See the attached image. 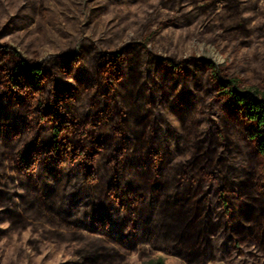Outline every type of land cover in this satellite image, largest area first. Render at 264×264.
I'll list each match as a JSON object with an SVG mask.
<instances>
[{
  "label": "trees",
  "instance_id": "trees-1",
  "mask_svg": "<svg viewBox=\"0 0 264 264\" xmlns=\"http://www.w3.org/2000/svg\"><path fill=\"white\" fill-rule=\"evenodd\" d=\"M229 4V18L241 14L238 0H228ZM240 28L243 27L235 22L226 31ZM138 48L143 50L146 46L140 43ZM122 56L123 52L104 55L96 74L81 79L79 83L93 92V100L98 103L101 99L103 103H94L93 108L74 114L53 85L52 69L29 65L18 51L0 46V205L16 225L22 222L21 226H43L42 220L48 219L53 234H67L61 229L65 225L76 229L75 235L82 231L95 235L102 246L82 249L78 264H120L124 254L113 245L131 249L148 237L175 241L179 249L186 244L188 250H195L202 236L208 245L220 232L218 218L201 193L207 184L201 173L208 171L198 166L206 156L204 149L198 148L204 153L195 154L184 171L165 179L164 166L156 161L161 151L153 146L157 142L164 145L165 139L151 127L148 103L161 99L160 89L168 96L173 95L176 85L182 86L180 97L186 106L176 108L174 113L185 123L191 112L188 108L192 107L187 100H192L194 94L193 87L179 76L191 77L192 69L171 59L159 61V67L174 75L173 85L167 80L159 85L160 81L154 79L152 98L142 89L133 91L135 81L143 77L132 74V68L120 62ZM61 60L67 69L76 64L75 57ZM189 62L203 69L210 88L216 92L214 99L221 100L242 119L244 137L254 146L264 174V80L260 88H255L241 77H228L220 65L208 58L185 63ZM125 96L135 103L113 106L108 102L117 98L121 103ZM168 106L172 108L169 102ZM210 117L214 119L213 113H209ZM217 129L213 137L216 139H198L200 144L207 143L206 152L213 157L220 153L216 142L228 140L223 126ZM212 160L218 162L216 158ZM157 172L160 176L155 175ZM243 175L236 171L227 176L225 171H218L221 188L216 191L209 185L206 191L217 199L223 216L228 217L226 233L230 232L228 240L236 244L235 248L247 239L246 224L260 227L254 206L241 205L238 212L230 200L238 193L257 202L255 188L247 185L246 178L242 180ZM16 185L22 192L15 189ZM260 191L264 195V187ZM15 196L21 209L7 207L17 204ZM158 212L163 215L157 220ZM261 212L264 213L263 208ZM255 230L254 226L248 234L256 239ZM199 248L197 256L201 250H211L206 243Z\"/></svg>",
  "mask_w": 264,
  "mask_h": 264
},
{
  "label": "rangeland",
  "instance_id": "rangeland-1",
  "mask_svg": "<svg viewBox=\"0 0 264 264\" xmlns=\"http://www.w3.org/2000/svg\"><path fill=\"white\" fill-rule=\"evenodd\" d=\"M238 1L241 14L229 18L228 0H0V46L18 51L29 65L52 69L53 85L74 114L103 103L101 99L98 103L93 100V92H88L79 82L96 74L106 54L123 52L120 62L126 68L131 67L132 74L143 77L135 81L133 91L142 89L152 98L154 79L160 81L159 85L166 80L173 85L174 75L159 67V61L171 59L181 67L192 69L191 77L179 76L193 87L196 95L192 94V100H187L192 102V107L188 108L191 112L185 117V123L174 113L176 108L186 106L180 97L182 86L176 85L172 96L158 89L162 94L160 102L154 103L155 99H151L148 103L151 127L165 139L164 145L157 142L153 146L161 151L156 161L163 164L165 179L184 171L193 156L201 153L198 148L204 149L206 156L198 166L208 171L201 173L207 182L201 193L204 192L205 204L208 203L218 218L220 232L215 233L208 245L202 236L195 250H188L186 244L179 249L175 241L152 237L131 249L124 250L115 244L113 247L124 254L120 264H264L261 160L252 143L244 137L242 119L231 113L221 100L214 99L216 92L210 88L203 69L193 62L185 63L208 58L220 65L228 77H241L247 85L260 88L264 80V0ZM235 22L243 28L231 33L226 31V27ZM150 34L154 35L147 40ZM140 43L146 48L140 50ZM64 57H75L76 64L65 68L61 60ZM114 84L121 90L119 84ZM124 98L121 103L117 98L108 102L113 106L135 103L133 99L127 100V96ZM209 113H213L214 119L209 118ZM219 125L223 126L228 140L216 142L220 153L213 157L206 152L207 143L200 144L198 139L213 138ZM221 170L227 176L236 171L241 175L245 173L242 180L246 178L247 185L256 191L257 202L254 203L238 193L233 196L235 199H230L238 212L241 205L254 206L260 223V227L255 223L246 224L247 239L239 248L228 240V217L223 216L217 199L206 192L209 185L216 191L221 188L218 176ZM155 175L160 176L158 172ZM15 189L22 192L17 185ZM15 201L17 204L7 207L21 209L17 196ZM5 211L0 205V264H78L82 249L96 250L102 246L95 235L82 231L76 237L77 230L65 225H61V229L67 234H53L48 219L42 220L43 226H21L22 222L16 225ZM156 215L158 220L163 214ZM254 226L258 232L256 239L248 234ZM204 243L211 250H201L197 256Z\"/></svg>",
  "mask_w": 264,
  "mask_h": 264
}]
</instances>
